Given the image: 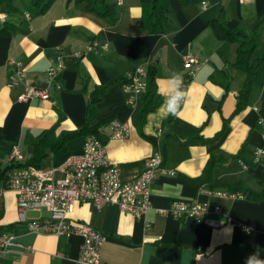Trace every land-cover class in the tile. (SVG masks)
Here are the masks:
<instances>
[{
  "label": "crops",
  "instance_id": "obj_1",
  "mask_svg": "<svg viewBox=\"0 0 264 264\" xmlns=\"http://www.w3.org/2000/svg\"><path fill=\"white\" fill-rule=\"evenodd\" d=\"M108 1L115 5L113 23L68 0H55L43 12L31 0H16L12 12L0 8V169L9 166L13 149L23 156L21 164L58 167L83 149L82 135L60 148L65 134L94 128L124 180L136 177L154 152L163 158L150 185V209L141 218L116 205L74 206L71 221L105 237L103 264H245L253 253L264 259V200H258L264 195V163L254 162L255 151L264 147V128L258 123L264 117V28L252 55L262 67L245 106L235 112L245 79L233 66L237 45L219 41L209 24L236 20L247 28L264 14V0H206L204 7L169 0L167 22L155 35L142 28L139 0ZM58 48L63 56L59 89L51 86L44 99L18 101L24 88L45 87V72ZM186 52L198 67L185 83L179 114L166 115L162 105L170 94L168 77L173 72L184 77L181 56ZM74 53L81 57L73 58ZM9 61L20 62L26 74L13 89L5 86ZM138 66L152 75L160 101L143 122L145 94L135 95L132 107L121 88L125 75ZM111 120L127 126L124 138H110ZM157 129L162 131L158 142ZM240 192L247 197L231 196ZM172 202L204 205V217L218 226L175 219L169 211ZM46 216L42 211L25 217ZM0 232L14 237L1 264H76L82 244L79 236L29 232L18 220L10 190L0 192Z\"/></svg>",
  "mask_w": 264,
  "mask_h": 264
},
{
  "label": "built area",
  "instance_id": "obj_2",
  "mask_svg": "<svg viewBox=\"0 0 264 264\" xmlns=\"http://www.w3.org/2000/svg\"><path fill=\"white\" fill-rule=\"evenodd\" d=\"M243 2L244 0H238ZM121 0H116L120 5ZM204 7L205 2H201ZM93 47H97L94 43ZM103 49L107 45L102 46ZM56 56L50 60L45 72V87H26L18 97V101L26 102L34 98L44 99L49 88L59 89L57 78L63 70V56L58 48ZM73 58L81 57L74 53ZM184 70L183 87L189 81L198 67L197 59L186 52L181 56ZM10 70L7 74L5 86L8 89L23 84L26 74L20 62L9 61ZM147 73L142 66L125 75L122 90L128 94V104L134 106V97L147 91ZM264 128V117L258 119ZM111 139H122L128 129L124 124L111 120L107 125ZM162 131L157 129L155 139L158 142ZM23 156L13 149L9 155V165H19ZM163 158L159 151L154 152L144 163L143 170L133 179L124 180L121 168L111 164L103 141L95 136L84 138L83 149L79 155L68 157L55 168L42 169L35 166L11 168L3 176L0 192L10 190L16 197V208L19 222L25 223L28 231L34 234H52L61 237L79 236L82 239L76 264H103L101 250L105 237L92 227L76 224L70 219L76 204H90L96 209L105 205H116L122 213L131 214L134 218H141L150 209L149 196L151 182L156 178L162 166ZM255 163H264V147L254 153ZM58 176V177H57ZM240 197L239 195H231ZM46 212L47 216L38 220H26L28 212ZM170 214L179 220L192 218L199 223L217 227L216 222L204 217L206 207L197 202H172ZM215 213L219 208H214ZM148 226V225H147ZM246 233L251 231L243 229ZM14 237L9 232H0V260L8 248L13 246ZM1 264V263H0Z\"/></svg>",
  "mask_w": 264,
  "mask_h": 264
},
{
  "label": "trees",
  "instance_id": "obj_3",
  "mask_svg": "<svg viewBox=\"0 0 264 264\" xmlns=\"http://www.w3.org/2000/svg\"><path fill=\"white\" fill-rule=\"evenodd\" d=\"M15 1L16 0H0V8H4L7 12L15 11ZM54 1L55 0H31V5L39 9L40 12H43ZM202 1L203 0H177L181 6L192 5ZM68 2H72L74 5L80 6L83 11L91 13L111 23L116 21L115 5L113 3H109L108 0H68ZM139 2L142 8L141 24L143 30L149 34H160L167 22L169 0H139ZM209 24L214 36L219 41H225L237 45L236 61L233 66L245 77L243 87L237 97V107L235 110V112H237L245 106L251 86L256 79L257 69L262 67V60L252 59V55L259 43V32L262 28H264V14L259 16L247 28L241 27L239 22L236 20H228L223 23H219L216 20H210ZM146 82L147 91L142 98L140 111L142 122L145 115L152 112L160 102L155 98L153 77L149 73L147 74ZM124 83L125 79H123L121 85ZM104 88L105 87L102 89ZM96 134L97 133L94 128L85 126L80 132L66 133L59 146L62 148L65 141L74 139L75 137L81 135L84 137L96 136L98 138V135ZM219 136L220 134H218L216 138ZM36 146L37 143H34L35 148ZM38 157L39 153L36 152L33 161ZM24 166H30V164L9 165L4 169H0V187L3 185V176L7 170ZM233 195H239L241 198L247 197V195L241 192L234 193ZM258 200H264V195L258 198Z\"/></svg>",
  "mask_w": 264,
  "mask_h": 264
},
{
  "label": "clouds",
  "instance_id": "obj_4",
  "mask_svg": "<svg viewBox=\"0 0 264 264\" xmlns=\"http://www.w3.org/2000/svg\"><path fill=\"white\" fill-rule=\"evenodd\" d=\"M206 4V0H205ZM206 10V8H205ZM169 95L165 97L162 105V110L166 115H178L181 110V105L186 99V92L183 87L184 81L181 73L173 72L168 77ZM245 264H264V259L259 257L256 253L251 254L246 258Z\"/></svg>",
  "mask_w": 264,
  "mask_h": 264
},
{
  "label": "rangeland",
  "instance_id": "obj_5",
  "mask_svg": "<svg viewBox=\"0 0 264 264\" xmlns=\"http://www.w3.org/2000/svg\"><path fill=\"white\" fill-rule=\"evenodd\" d=\"M24 2H25V0H24Z\"/></svg>",
  "mask_w": 264,
  "mask_h": 264
}]
</instances>
